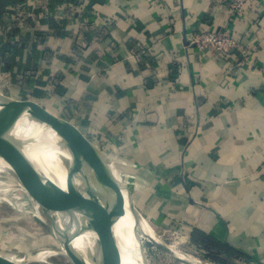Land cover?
<instances>
[{
	"label": "crops",
	"instance_id": "obj_1",
	"mask_svg": "<svg viewBox=\"0 0 264 264\" xmlns=\"http://www.w3.org/2000/svg\"><path fill=\"white\" fill-rule=\"evenodd\" d=\"M232 2L0 0V98L72 124L156 236H205L264 264V1L242 14ZM202 31L229 32L235 53L191 44ZM1 203L19 238L0 255L53 264L29 249L19 200ZM28 213L38 243L76 264L40 206Z\"/></svg>",
	"mask_w": 264,
	"mask_h": 264
},
{
	"label": "bare ground",
	"instance_id": "obj_2",
	"mask_svg": "<svg viewBox=\"0 0 264 264\" xmlns=\"http://www.w3.org/2000/svg\"><path fill=\"white\" fill-rule=\"evenodd\" d=\"M30 120L32 123L29 126L21 128L22 134L37 133L39 135L40 142L30 151V155L49 177L56 201L72 218L106 231V223L85 214L84 208L88 204L89 197L80 186L78 177L85 175L84 169L87 167L95 169L101 181L114 192L121 194L113 175L106 170L102 162L94 158L93 147L73 129L56 123H48L46 120L36 121L31 117ZM17 139L0 125L1 155L31 179V172L28 170L20 147L21 142ZM18 186L22 189L20 185ZM123 212L115 225V230L109 232V237L113 241L116 242L120 238L125 247L122 248L121 257L116 264H139L141 261L139 244L133 234L135 223L129 214L131 202L126 196ZM142 229L153 243L167 245L155 235L156 233H153L147 224L144 223ZM61 231L69 238L67 249L79 264H110L107 259H113L112 255L96 248L88 237L72 235L63 229ZM51 250L54 249H50L49 254L45 252V258L55 254ZM61 251L63 253L62 249Z\"/></svg>",
	"mask_w": 264,
	"mask_h": 264
},
{
	"label": "water",
	"instance_id": "obj_3",
	"mask_svg": "<svg viewBox=\"0 0 264 264\" xmlns=\"http://www.w3.org/2000/svg\"><path fill=\"white\" fill-rule=\"evenodd\" d=\"M30 117L35 119L36 121L46 120L48 123H56L60 125H64L69 127L75 131L79 136H81L88 144H90L94 151L93 156L97 161L103 163L106 170L112 174L109 170L107 163L100 155L97 148H95L86 138H84L76 128L68 123L63 121L60 118L50 116L48 113L43 111L41 108H37L35 106H31L29 104H15L9 101H6L0 98V125L10 134L14 135L17 139L20 140L21 150L24 155L25 162L27 164L28 170L31 172L32 178H28L26 174H24L21 170L17 169L11 163H9L2 155H1V145H0V159L4 161L6 164V169L8 172L16 179L22 189L40 206L44 214L49 218L50 222L52 223L53 227L55 228V235L62 240L64 249L68 256L76 263L77 260L69 253L67 246L69 245V238L63 234L61 231L62 229L72 235L78 236H86L88 237L92 244L98 248L99 250L107 253L108 255H117L121 254L119 245L113 241L109 237V232H113L115 230V225L117 224L118 218L113 219V217H119L124 212V205H125V196L123 193L122 188H120L115 176L116 183L119 186L121 194L114 192L107 184L100 180L98 176V171L93 170L89 167L84 169L85 175H81L80 177L83 178L82 181L85 184L90 183L89 178L87 179V173L90 174V178L92 180L91 185H87V188L82 187L81 183L80 186L82 189L85 190V193L89 197L88 204L84 208L85 214L98 219L107 225V230H102L96 228L90 224H85L77 221L76 219L69 216L65 210L59 205L56 201L55 197L53 196L50 180L45 171L41 168V166L32 159L30 155V151L33 150L38 142H40V137L36 133L34 135H27L22 134L21 128L24 126H29L32 122ZM17 139V140H18ZM99 184L104 185L103 190L105 193L112 194L111 201L109 199L106 201L101 200L97 196L95 192L99 187ZM95 205V206H94ZM93 207H104L107 209H111L110 213L106 216H97L93 213L95 208ZM131 210L134 215L137 217L136 210L133 206H131ZM97 216V217H96ZM111 218V220H110ZM139 224V222H138ZM133 234L135 240L140 245L139 253L141 255V261L139 264H149L145 252L142 246V240L139 236L137 225L134 224L133 227ZM161 249L166 251L167 253L189 260L196 264H213L211 262L199 259L197 257L184 254L178 251L173 250L172 248L168 247L164 244H157ZM0 264H19L3 255H0Z\"/></svg>",
	"mask_w": 264,
	"mask_h": 264
},
{
	"label": "rangeland",
	"instance_id": "obj_4",
	"mask_svg": "<svg viewBox=\"0 0 264 264\" xmlns=\"http://www.w3.org/2000/svg\"><path fill=\"white\" fill-rule=\"evenodd\" d=\"M88 178H89L90 183L85 184V182L82 181L83 178L78 177V180L80 181L82 187L87 188V185L92 184V180L90 178L89 173H87V179ZM15 181H16V179L6 169V164L4 163V161H2L0 159V215L2 216V214L9 213V211H10V209H9L10 207L6 203H1V202H6L7 199L11 200L12 198L16 197L19 200V203H20L19 206L21 207V210L17 213L18 223L24 225L25 228L23 230L26 232V234L29 235L30 241L32 243V247H30L29 249L32 250V254H36L38 252H44V251H46V253L49 254L50 249H54L51 251L55 252V254H53L46 261H48V262L50 261L53 264H72L70 259L64 255L65 252L63 251V253H62L60 251L58 243H52L51 242L50 247L49 246H43L42 244L38 243V236L40 234V232H38V230L40 229L39 223H37V222L34 223L33 220H31L30 218H27L28 221H27V219L26 220L23 219L25 216H27L26 214H29L28 211L33 212L34 206H35V204H37V202L28 200L27 198H30L29 195L24 190H22L18 186L19 184H17V181L16 182ZM111 196H112V194L105 193L104 197H105L106 201L108 200V198H109V201H111ZM124 207H125V205H124ZM93 208H95L93 210V213L95 215L101 216V217L108 215L110 213L109 211H112L111 209H107L104 207H93ZM129 214H130L131 219L134 221L135 225H137V230H138L139 236L142 240L143 250L145 252V255L147 257L149 264H196V263H193L189 260L179 258V257H175V256L167 253L163 249H161L156 243H153L148 238L146 233H144L140 223H142V225L144 223L145 224H147V223L144 220H142L141 217H139V218L136 217L134 215V213L132 212V210H131V212H129ZM17 216L15 215V217H17ZM120 217L121 216H119V217L114 216L113 219H115V218L119 219ZM110 220H111V218H110ZM138 222H139V224H138ZM0 223H1V219H0ZM2 225H4V224L0 225L1 226L0 227V252L6 253V252H8V247H10L11 242L15 243L18 240V238H19L18 233L19 232L18 231L15 232V230L11 231V229H9V228H7V230H3L4 226L2 227ZM4 231H5V233H4ZM11 234H13V235H11ZM158 236H160V235H158ZM160 239L164 243H166L167 245L172 247L173 250H175V251L197 257L199 259L211 262L213 264H255L251 258H249L248 256H246L244 254H241L240 252H233L230 249L227 252L221 253V254H220V252H217V253L215 251L212 252L209 249H205L203 247H199V246L194 247L186 239L180 238L179 236H177L175 234L174 235L167 234L166 237L160 236ZM36 243H37V245H36ZM116 243L119 245L120 251L122 253V248H125V247H123L121 239L118 238ZM139 247H140V245H139ZM48 248H49V250H47ZM16 250L17 251L18 250H20V251L24 250L25 251L26 249L24 247H20V245H19ZM46 253H42L40 258L45 259ZM112 257H113V259L109 258V259H107V262H109L110 264H116V262L121 257V254L119 256L112 255Z\"/></svg>",
	"mask_w": 264,
	"mask_h": 264
},
{
	"label": "built area",
	"instance_id": "obj_5",
	"mask_svg": "<svg viewBox=\"0 0 264 264\" xmlns=\"http://www.w3.org/2000/svg\"><path fill=\"white\" fill-rule=\"evenodd\" d=\"M262 1L264 0H233L231 9L238 14H242L247 3L251 2L259 7ZM190 42L200 49L208 50L217 55L223 54L232 56L237 49L235 38L227 31H202L191 36Z\"/></svg>",
	"mask_w": 264,
	"mask_h": 264
},
{
	"label": "trees",
	"instance_id": "obj_6",
	"mask_svg": "<svg viewBox=\"0 0 264 264\" xmlns=\"http://www.w3.org/2000/svg\"><path fill=\"white\" fill-rule=\"evenodd\" d=\"M193 241L200 242L201 245H203V247L205 249H209L212 252L215 250L216 253L220 252V254H221V253L227 252L229 249L232 250L233 252H237L234 249H232L231 247L226 246L224 244H220V243H218L214 240H211L210 238L205 237V236H197V237L193 238Z\"/></svg>",
	"mask_w": 264,
	"mask_h": 264
}]
</instances>
